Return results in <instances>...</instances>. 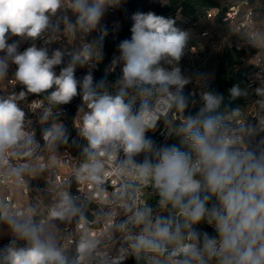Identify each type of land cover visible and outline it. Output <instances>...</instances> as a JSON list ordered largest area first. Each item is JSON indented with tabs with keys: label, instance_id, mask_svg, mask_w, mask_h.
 I'll return each mask as SVG.
<instances>
[{
	"label": "clouds",
	"instance_id": "1",
	"mask_svg": "<svg viewBox=\"0 0 264 264\" xmlns=\"http://www.w3.org/2000/svg\"><path fill=\"white\" fill-rule=\"evenodd\" d=\"M122 5L0 0V85L15 66L10 83L20 86L0 92V184L24 190L43 180L51 194L46 214L0 198V236L11 237L0 264H264V69L227 96L210 90L212 76L197 73L196 99L185 93L193 77L179 66L189 32L171 17L138 11L112 61L110 70L122 63V74L95 81L109 35L102 18ZM63 38L67 45L50 51ZM25 41L30 46L19 51ZM77 69L86 74L78 79ZM30 96L42 144L21 106ZM78 96L72 128L82 144L63 122V106ZM251 96V105L231 107ZM157 132L163 143L153 138ZM68 147L80 151L71 177L90 189L83 197L54 171ZM93 202V222L104 225L99 232L86 227ZM56 220L76 221L74 251L60 243Z\"/></svg>",
	"mask_w": 264,
	"mask_h": 264
},
{
	"label": "rangeland",
	"instance_id": "2",
	"mask_svg": "<svg viewBox=\"0 0 264 264\" xmlns=\"http://www.w3.org/2000/svg\"><path fill=\"white\" fill-rule=\"evenodd\" d=\"M220 4V8H223L225 6H230L233 3H238L239 0H217ZM156 6H163L160 0H123V5L121 8L112 10L109 9L106 11L104 17L101 21V26L106 27L109 32V37L114 39L119 36L123 28L132 23L131 16L132 14L136 12H148L154 10ZM251 9L253 10V20L252 24L249 26V29H247L244 32L238 33L236 31V27L234 25H230L227 27H222L218 24L217 18H211L210 20L206 19L205 16L201 15L199 17V20H197V25L194 26V22H191L189 19H184L179 14H175L173 19L176 20V27L181 28L182 30H186L190 34V38L194 39L197 43L196 47H190V42L188 43V46L185 48L184 55L179 62V66L181 67V70L184 75L193 77V82L189 87V92L196 93V99L199 98V87L196 83L195 76L197 73H204L209 74L212 76V79L210 80V84L214 81L216 71L218 69L219 65V58L222 54L224 46H231V47H243L246 52H249L250 48L252 47L256 50V52L252 55H248L244 58V66L251 65V69L247 73V77L250 79L252 75L254 74V69L256 67V64H259L257 62L258 58L261 59L264 62V44L257 43L256 41H264V0H257L251 5ZM241 11H243V8H241ZM206 30L208 31L209 35L207 37H201L200 33ZM247 31L251 32V34L254 36L252 39H247L248 34ZM98 36V33H92L89 39L94 38ZM130 35L127 33L125 35V38H129ZM123 38V39H125ZM13 39H19L18 37H14ZM122 39V40H123ZM12 40H9V43H11ZM37 45L40 46L42 44V41L37 40ZM63 43L67 45V39L63 38L61 42H58L57 44H53L50 48L54 49L56 47H59L60 44ZM243 43V45H242ZM31 41H25L21 43V46L19 48V51H23L28 46H30ZM117 45L114 47H108L106 44H104V54H106L109 50L115 49L117 50ZM120 53L111 52L110 61L106 66V69L104 71V74L107 72V79L110 82H114L118 76H120L122 63H118L115 67V71H111L112 67V61L114 57H118ZM15 68V66H12ZM261 67H264L261 66ZM59 68L57 69V71ZM13 70L11 68L9 78H12ZM86 74V69H77L76 76L77 78H81L83 75ZM95 72H94V78H95ZM102 76V78H104ZM246 77V79H247ZM255 86H258L255 84ZM16 90L19 91L20 86L15 85ZM7 91H10V88H7ZM35 97V96H34ZM256 99L255 96H251L248 98V102L245 104L251 105V101ZM76 102L81 101L82 99L78 96L75 98ZM78 105V104H77ZM244 106V107H245ZM191 110V108L189 109ZM246 113H248V109H245ZM68 127L69 131L71 132L72 137L74 138L75 130L72 128L73 120L69 121L68 118H64L63 121ZM34 126L36 128V131L41 135V125L38 123V120H34ZM44 155L47 156L46 153ZM50 203L46 202V206H48ZM26 208V205L23 206ZM28 207V206H27ZM52 224L59 230L58 231V237L61 241V226L64 224V222L61 221H52ZM210 235H213V230H208Z\"/></svg>",
	"mask_w": 264,
	"mask_h": 264
},
{
	"label": "built area",
	"instance_id": "3",
	"mask_svg": "<svg viewBox=\"0 0 264 264\" xmlns=\"http://www.w3.org/2000/svg\"><path fill=\"white\" fill-rule=\"evenodd\" d=\"M257 0H239L238 3H233L230 6L227 7V12L219 16V10L218 9H211L207 11L206 13V19L210 20L211 18H218V24L222 27H227L230 25H234L236 27V31L238 33L244 32L247 29H249V26L252 24L253 20V10L251 9V5L256 2ZM241 8H243V11H241ZM197 25V21L194 22V26ZM248 34V40L252 39L254 36L251 34V32L247 31ZM209 35L208 31L203 30L200 33L201 37H207ZM243 45V43H242ZM243 48V47H242ZM241 47L235 46L236 50L242 49ZM257 62L259 64H256V67L254 69V73L259 71V69H264V67H261L264 65V62L258 58ZM259 68V69H258ZM14 67H12V70L14 71ZM12 78L7 79L6 81L3 82L2 85H0V92H7V88H10L12 90L13 88L16 89L15 85H12L10 83V80ZM250 82V79L247 77L246 79V84ZM186 86L185 91L189 89L190 85ZM255 87V84L253 85ZM36 97H29V100L27 102H22V107L25 108L26 112H28L29 117L31 119L36 120L39 113L37 112L36 114H33L29 108H28V103L32 99H35ZM82 102H79L77 107L75 108L74 116L71 119V121L74 119L78 107L81 105ZM66 114L68 115V108L66 106H63ZM66 115V118H67ZM153 135V134H150ZM74 138H77L76 132L74 133ZM153 138L158 142V143H163V137L157 132L156 134L153 135ZM36 139L43 143L41 135L36 131ZM78 140V138H77ZM78 143L82 144V141L78 140ZM44 155V152L41 153ZM46 157V155H45ZM58 160L60 163V167L55 169V173L61 175L62 178H66L71 180L72 183V191L76 192L77 189H79V195L81 197L85 196L90 189L87 188L86 185L78 184L75 182L74 178L71 177V169L74 167H77L79 162H80V151L78 148L75 147H68V148H61L60 149V154L58 155ZM12 163H15V161H12ZM54 178V176H53ZM111 177L109 178L108 182V192L111 193L113 191V187L111 186ZM45 185L43 180H32L28 187L24 190H16L12 187H9L7 185H2L0 184V198H3L7 200L10 204L13 206H21V202L19 198H22V203L23 205L29 206V205H36L39 208V211L41 214H46V202L51 203V194L43 191ZM97 204L93 202L91 206L89 207L86 215L88 217L89 224L86 225L90 230L99 232L103 229L104 225L102 221H94V210L97 209ZM205 230V229H201ZM213 230V229H212ZM80 237V230H78L76 221H72L71 223L69 222H64L61 226V241L60 243L63 245H66L69 251H74L75 249V242L78 241ZM10 235H8L5 239L0 241V248H3L6 244L9 243L10 240ZM126 264H134V261L129 259Z\"/></svg>",
	"mask_w": 264,
	"mask_h": 264
},
{
	"label": "trees",
	"instance_id": "4",
	"mask_svg": "<svg viewBox=\"0 0 264 264\" xmlns=\"http://www.w3.org/2000/svg\"><path fill=\"white\" fill-rule=\"evenodd\" d=\"M227 7L220 8V4L217 0H172L171 5H163V6H156L153 12L157 15H163L165 17L173 18L175 14H179L184 19H189L191 22H196L199 20L201 15L205 16L207 11L211 9H218L219 16L227 12ZM218 19V18H217ZM133 23V22H132ZM132 23L126 25L118 37L114 39L107 36L104 40V44L108 47H114L117 43H119L125 35L128 33L131 36L130 28ZM130 38V37H129ZM190 47H196L197 43L194 39L190 38ZM249 52H246L244 48L240 50H236L235 47L224 46L222 54L220 56V62L218 65V69L215 74L214 81L210 84V90L218 91L223 93L225 96L228 95L227 90L231 88L235 84H240L241 87L246 85V77L247 73L251 69V65L244 66V58L248 55H252L256 52V50L252 47H249ZM111 52L119 53L118 50L111 49L106 54H104V59L102 63L99 65L98 70L95 71V81H99L104 76V71L106 69L107 64L110 61V54ZM20 90V89H19ZM190 90L187 89L185 91L188 94ZM34 97V96H30ZM81 102V101H79ZM76 102L75 99L72 101L71 104L66 105L68 108V115L67 118L69 121L74 116L76 105L79 103ZM248 102V99L240 98L234 101L231 107L241 106L244 107L245 104ZM190 111H195V109H191ZM169 143H179L178 141H169ZM200 229H205L206 231L210 230L211 228L207 227V225H201ZM213 235L215 233L213 232Z\"/></svg>",
	"mask_w": 264,
	"mask_h": 264
},
{
	"label": "crops",
	"instance_id": "5",
	"mask_svg": "<svg viewBox=\"0 0 264 264\" xmlns=\"http://www.w3.org/2000/svg\"><path fill=\"white\" fill-rule=\"evenodd\" d=\"M46 158H47V156H46ZM19 200H20L21 205H22L21 207L24 208V207H23L24 205H23V203H22V202H23V201H22V198H19ZM7 236H8V235L0 236V241H2L3 239H5Z\"/></svg>",
	"mask_w": 264,
	"mask_h": 264
}]
</instances>
